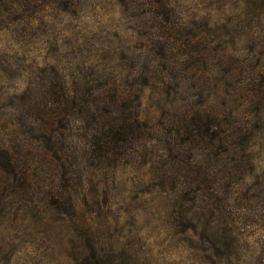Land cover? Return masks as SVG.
Segmentation results:
<instances>
[{"label": "rangeland", "instance_id": "obj_1", "mask_svg": "<svg viewBox=\"0 0 264 264\" xmlns=\"http://www.w3.org/2000/svg\"><path fill=\"white\" fill-rule=\"evenodd\" d=\"M0 264H264V0H0Z\"/></svg>", "mask_w": 264, "mask_h": 264}, {"label": "trees", "instance_id": "obj_2", "mask_svg": "<svg viewBox=\"0 0 264 264\" xmlns=\"http://www.w3.org/2000/svg\"><path fill=\"white\" fill-rule=\"evenodd\" d=\"M106 140L109 139V146L105 145L106 141L104 142L103 148L110 149V144L112 143V147H117L116 143L123 138V133L121 132L120 128L112 123L106 133Z\"/></svg>", "mask_w": 264, "mask_h": 264}]
</instances>
